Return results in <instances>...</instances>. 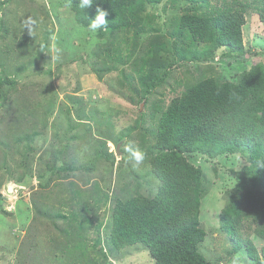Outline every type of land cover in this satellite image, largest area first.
I'll list each match as a JSON object with an SVG mask.
<instances>
[{
	"label": "rangeland",
	"instance_id": "374dc122",
	"mask_svg": "<svg viewBox=\"0 0 264 264\" xmlns=\"http://www.w3.org/2000/svg\"><path fill=\"white\" fill-rule=\"evenodd\" d=\"M196 1L149 3L139 33L92 32L76 21L68 0H0V264H155L144 245L113 242L116 204L156 193L152 132L173 100L204 75L235 81L239 71L229 62L243 59L222 56L223 48L206 60L210 47L201 42V59L180 58L189 44L176 26L183 8ZM28 16L37 20L33 37L22 23ZM246 16L242 39L250 69L264 64V22L255 13ZM41 44L59 48V59L40 52ZM157 64L162 71L152 75ZM205 66H211L207 73ZM125 143L145 153L143 164L133 167L121 149ZM186 157L204 171L201 253L209 264H231L237 253L242 264H257L246 251L234 252L224 226L248 154ZM236 213L229 212L230 223ZM252 238L264 246L261 237Z\"/></svg>",
	"mask_w": 264,
	"mask_h": 264
},
{
	"label": "trees",
	"instance_id": "16d2710c",
	"mask_svg": "<svg viewBox=\"0 0 264 264\" xmlns=\"http://www.w3.org/2000/svg\"><path fill=\"white\" fill-rule=\"evenodd\" d=\"M68 1L80 25L87 26L102 8L108 12L104 28H133L142 33L141 15L147 5L163 0H94L87 9L79 7V0ZM183 10L176 28L178 35L185 31L189 45L180 58L201 59L197 42L209 45L210 51L203 56L209 61L224 48L228 52L223 51L222 56L243 57L238 59L239 67H233L238 76L235 81H220L213 75L198 77L163 112L157 131L152 132L157 152L149 158L151 173L160 184L154 195L117 202L112 240L118 246L144 245L155 264H209L200 251L206 237L200 221L201 198L206 193L204 171L186 153L199 151L215 157L245 152L248 163L242 168L240 194L225 209L224 226L233 239L234 252L246 251L255 263L262 264L264 246L259 248L252 235L264 240V167L257 163L264 161V64L246 68L249 55L245 54L242 27L248 13L264 22V0H229L214 6L200 0ZM158 64L152 75L161 70ZM210 67H202V72ZM2 84L0 77V88ZM231 210H237L230 215L232 223L228 221Z\"/></svg>",
	"mask_w": 264,
	"mask_h": 264
},
{
	"label": "clouds",
	"instance_id": "9594fccd",
	"mask_svg": "<svg viewBox=\"0 0 264 264\" xmlns=\"http://www.w3.org/2000/svg\"><path fill=\"white\" fill-rule=\"evenodd\" d=\"M93 3L94 0H79V7L81 9H87L91 7ZM107 16L108 12L106 10L98 8L95 18L90 19V23L87 25L88 29L92 32H96L97 30L107 26ZM22 23L24 31L25 29H27L29 35L33 37V30L37 26V20L32 16H28L22 21ZM40 49V52L50 54L51 60L59 59V48H56L54 46L49 47L45 44H41ZM121 149L123 152L128 153V161L132 163L133 167H138L145 161V153L138 147L134 146L132 143L121 144ZM257 163L259 167H264V161H258ZM231 264H242V258L238 253L231 257Z\"/></svg>",
	"mask_w": 264,
	"mask_h": 264
},
{
	"label": "crops",
	"instance_id": "0c3cea01",
	"mask_svg": "<svg viewBox=\"0 0 264 264\" xmlns=\"http://www.w3.org/2000/svg\"><path fill=\"white\" fill-rule=\"evenodd\" d=\"M240 63H241V61H238V60H236V61H232V60H231V61L229 62V65L232 66V68H233V67H239ZM223 64H224V63H223ZM224 65H225V64H224ZM251 66H252V65H251Z\"/></svg>",
	"mask_w": 264,
	"mask_h": 264
},
{
	"label": "water",
	"instance_id": "95a60500",
	"mask_svg": "<svg viewBox=\"0 0 264 264\" xmlns=\"http://www.w3.org/2000/svg\"><path fill=\"white\" fill-rule=\"evenodd\" d=\"M117 149H118V152H119V149H120V145H118Z\"/></svg>",
	"mask_w": 264,
	"mask_h": 264
}]
</instances>
